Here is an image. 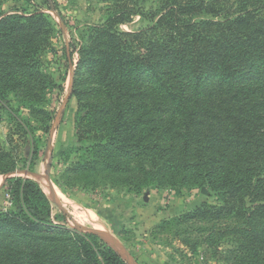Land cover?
Segmentation results:
<instances>
[{
	"label": "trees",
	"instance_id": "1",
	"mask_svg": "<svg viewBox=\"0 0 264 264\" xmlns=\"http://www.w3.org/2000/svg\"><path fill=\"white\" fill-rule=\"evenodd\" d=\"M129 3L111 0L78 50V145L62 183L137 194L205 186L217 202L162 219L154 233L192 255L264 264V0H161L152 26L127 32L118 26L141 11ZM53 28L43 11L0 13V106L17 103L31 159L34 128L17 116L26 108L49 129L41 52ZM17 157L0 140V175L18 170ZM5 183L12 207L0 209V264H128L98 233L57 221L35 179Z\"/></svg>",
	"mask_w": 264,
	"mask_h": 264
},
{
	"label": "rangeland",
	"instance_id": "2",
	"mask_svg": "<svg viewBox=\"0 0 264 264\" xmlns=\"http://www.w3.org/2000/svg\"><path fill=\"white\" fill-rule=\"evenodd\" d=\"M130 3L141 11L118 26L122 31L152 26L156 20L154 16L161 11V0H130ZM110 4L111 0H0V13L39 10L54 23L49 44L41 52L42 69L52 78L45 103L51 118L46 121L49 129L44 132L43 119L26 108L20 109L17 116V121L18 117L25 119L34 128L31 138L37 145V154L32 159L24 155L28 138L16 126L14 111L17 103L12 101V112L0 106V140L6 148L14 147L18 156V170L0 175V209L12 207V197L6 192V178L30 177L40 183L51 200L52 214L57 221L61 219L60 222L76 230L98 233L117 253L110 243L130 255L136 264H227L209 258L200 250L192 255L166 233H154L155 226L162 219L179 216L206 202H217V197L210 194L205 186L188 190L151 185L149 190L137 194L127 187L113 188L109 185L87 189L83 185L70 187L60 179L62 171L74 160L75 155L70 150L78 145L75 133L78 107L71 93L78 50L92 25L106 19ZM70 48L73 49L72 60L67 54ZM146 192L147 201L143 199ZM136 206L137 211L134 210ZM111 219L119 223L116 228L124 231L113 228Z\"/></svg>",
	"mask_w": 264,
	"mask_h": 264
},
{
	"label": "water",
	"instance_id": "3",
	"mask_svg": "<svg viewBox=\"0 0 264 264\" xmlns=\"http://www.w3.org/2000/svg\"><path fill=\"white\" fill-rule=\"evenodd\" d=\"M48 181V183L50 184V186H51V188L54 190V186H53V184L50 182V180L48 179L47 180ZM147 194H148V192H146L145 194H144V196H143V199L145 200V201H147ZM117 251H118V253L128 262V264H136V262H135V260L133 259V258H131V256L130 255H127L126 253H124V252H121V251H119L117 248H116V246L113 244V243H110Z\"/></svg>",
	"mask_w": 264,
	"mask_h": 264
},
{
	"label": "crops",
	"instance_id": "4",
	"mask_svg": "<svg viewBox=\"0 0 264 264\" xmlns=\"http://www.w3.org/2000/svg\"><path fill=\"white\" fill-rule=\"evenodd\" d=\"M135 205V204H134ZM134 210H138V206H136V207H134ZM111 224H113V228H115L116 229V226H117V224H119V223H117L116 222V220H113V219H111ZM153 264H156V263H153Z\"/></svg>",
	"mask_w": 264,
	"mask_h": 264
}]
</instances>
